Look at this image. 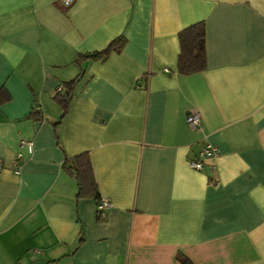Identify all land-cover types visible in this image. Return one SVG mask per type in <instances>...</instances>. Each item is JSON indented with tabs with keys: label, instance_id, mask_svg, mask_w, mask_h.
Here are the masks:
<instances>
[{
	"label": "crops",
	"instance_id": "1",
	"mask_svg": "<svg viewBox=\"0 0 264 264\" xmlns=\"http://www.w3.org/2000/svg\"><path fill=\"white\" fill-rule=\"evenodd\" d=\"M60 1L0 0V264H264V0ZM198 22L206 69L183 76ZM83 153L100 222L62 167Z\"/></svg>",
	"mask_w": 264,
	"mask_h": 264
},
{
	"label": "trees",
	"instance_id": "2",
	"mask_svg": "<svg viewBox=\"0 0 264 264\" xmlns=\"http://www.w3.org/2000/svg\"><path fill=\"white\" fill-rule=\"evenodd\" d=\"M179 55L177 59V72L180 75L187 76L202 72L206 69V49H205V25L204 22H198L178 33ZM125 39L119 36L114 39L108 46L100 51L87 56H80V60H105L111 53H119L124 47ZM78 79L65 83L62 86L64 93L58 91L54 96L55 102L62 108L63 116L67 112L69 101L72 97L73 89ZM4 92L0 91V103ZM62 116V117H63ZM28 118L41 121L42 117L38 112L33 110ZM64 171L76 180L77 199H94L99 204L101 202L95 183L92 168L88 155L86 153L77 155L72 158H65L62 164ZM98 214L97 221H102ZM181 264H192L185 257H178Z\"/></svg>",
	"mask_w": 264,
	"mask_h": 264
},
{
	"label": "built area",
	"instance_id": "3",
	"mask_svg": "<svg viewBox=\"0 0 264 264\" xmlns=\"http://www.w3.org/2000/svg\"><path fill=\"white\" fill-rule=\"evenodd\" d=\"M73 3V0H61L60 4L63 7H69ZM168 73V70H165ZM186 125L192 130L199 129L200 115L198 112H190L185 118ZM20 147L26 148L29 152L31 151L32 144L28 141L21 140ZM218 150L214 146L206 144L203 149L198 153L197 157L189 161V167L193 170H201L203 166V161L206 159L215 158L218 155ZM22 156L17 154L12 162L15 174H19L20 162ZM110 206L109 202L101 201L97 206V212L100 217L104 216L106 209Z\"/></svg>",
	"mask_w": 264,
	"mask_h": 264
}]
</instances>
